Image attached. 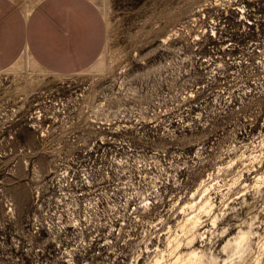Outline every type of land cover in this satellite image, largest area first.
<instances>
[{
    "label": "rangeland",
    "instance_id": "obj_1",
    "mask_svg": "<svg viewBox=\"0 0 264 264\" xmlns=\"http://www.w3.org/2000/svg\"><path fill=\"white\" fill-rule=\"evenodd\" d=\"M92 1L88 70L0 73V264H264V0Z\"/></svg>",
    "mask_w": 264,
    "mask_h": 264
},
{
    "label": "crops",
    "instance_id": "obj_2",
    "mask_svg": "<svg viewBox=\"0 0 264 264\" xmlns=\"http://www.w3.org/2000/svg\"><path fill=\"white\" fill-rule=\"evenodd\" d=\"M106 36L92 0H0V73L23 55L50 74L81 73L99 59Z\"/></svg>",
    "mask_w": 264,
    "mask_h": 264
},
{
    "label": "bare ground",
    "instance_id": "obj_3",
    "mask_svg": "<svg viewBox=\"0 0 264 264\" xmlns=\"http://www.w3.org/2000/svg\"><path fill=\"white\" fill-rule=\"evenodd\" d=\"M196 218V217H195ZM195 218L192 217V218H189L187 220V223L188 225H182L181 227L185 230L187 228L191 229L195 226ZM197 219V218H196ZM184 224V223H183ZM181 230V229H180ZM182 230V231H184ZM192 230V229H191ZM194 230V229H193ZM187 231V230H186ZM241 232V231H240ZM248 240H249V232H241L239 233L238 235H236L232 240L230 239V241L228 240V242L223 246V252L227 253L228 257L231 258L233 257V259L235 258V256H241L242 253L244 252V249L247 247L248 248ZM250 241V240H249ZM263 242V241H262ZM174 244V243H173ZM177 244V243H176ZM248 245V246H247ZM262 245V243H261ZM175 247V246H174ZM172 248V247H171ZM177 248V247H176ZM249 249V248H248ZM261 249V248H260ZM247 251V249H245ZM251 250V249H250ZM175 251V250H174ZM259 251V250H258ZM251 252V251H250ZM249 252V253H250ZM264 251H262L263 253ZM244 255L246 253H243ZM243 255V256H244ZM241 256V257H243ZM260 256V255H259ZM263 256V255H262ZM261 256V257H262ZM175 257V256H174ZM204 257L203 255L201 254H197L196 252L192 251V252H189V253H181V254H178L177 257L173 260V264H216V261H214L215 259L213 258L212 260L208 261L206 259V261L204 260ZM237 257V258H238ZM240 258V257H239ZM238 258V259H239ZM258 257H256L257 259ZM260 258V257H259ZM210 259V257H209ZM242 259V258H240ZM247 259V258H246ZM217 260V259H216ZM231 260V259H230ZM245 260V259H244ZM253 260V259H252ZM258 260V259H257ZM240 261V260H239ZM256 261V260H255ZM262 261V259H261ZM154 262V261H153ZM158 262V261H157ZM224 262V261H223ZM231 262V261H230ZM242 262V261H241ZM240 262V263H241ZM252 262V261H251ZM260 262V260H259ZM233 263V262H232ZM248 263H250L248 261ZM154 264H157L156 262H154ZM218 264V263H217ZM234 264V263H233ZM245 264V263H244ZM251 264V263H250ZM261 264V262H260Z\"/></svg>",
    "mask_w": 264,
    "mask_h": 264
},
{
    "label": "built area",
    "instance_id": "obj_4",
    "mask_svg": "<svg viewBox=\"0 0 264 264\" xmlns=\"http://www.w3.org/2000/svg\"><path fill=\"white\" fill-rule=\"evenodd\" d=\"M13 1H15V0H13Z\"/></svg>",
    "mask_w": 264,
    "mask_h": 264
}]
</instances>
